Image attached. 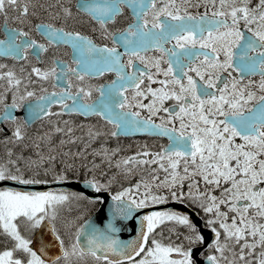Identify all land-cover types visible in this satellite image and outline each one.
<instances>
[{"label": "snow or ice", "instance_id": "obj_1", "mask_svg": "<svg viewBox=\"0 0 264 264\" xmlns=\"http://www.w3.org/2000/svg\"><path fill=\"white\" fill-rule=\"evenodd\" d=\"M0 264H264V0H0Z\"/></svg>", "mask_w": 264, "mask_h": 264}, {"label": "flooded vegetation", "instance_id": "obj_2", "mask_svg": "<svg viewBox=\"0 0 264 264\" xmlns=\"http://www.w3.org/2000/svg\"><path fill=\"white\" fill-rule=\"evenodd\" d=\"M61 52H63V50H61ZM62 58H63V57H62ZM121 139H122V142H123L124 144L133 143V147H132L131 149H129V151H134V150H135V143H134V142L129 141L128 139H125V138H121ZM141 139H143V138H141ZM150 142H153V143H154V141H150ZM164 235H165V237H166V236H167V233L165 232Z\"/></svg>", "mask_w": 264, "mask_h": 264}, {"label": "water", "instance_id": "obj_3", "mask_svg": "<svg viewBox=\"0 0 264 264\" xmlns=\"http://www.w3.org/2000/svg\"><path fill=\"white\" fill-rule=\"evenodd\" d=\"M122 238L127 239L128 235L125 233V234H123Z\"/></svg>", "mask_w": 264, "mask_h": 264}]
</instances>
